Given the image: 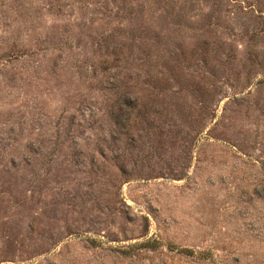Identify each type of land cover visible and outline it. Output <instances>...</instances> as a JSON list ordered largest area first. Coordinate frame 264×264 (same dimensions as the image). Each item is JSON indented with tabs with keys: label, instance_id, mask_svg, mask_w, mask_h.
<instances>
[{
	"label": "rangeland",
	"instance_id": "rangeland-1",
	"mask_svg": "<svg viewBox=\"0 0 264 264\" xmlns=\"http://www.w3.org/2000/svg\"><path fill=\"white\" fill-rule=\"evenodd\" d=\"M0 264H264V0H0Z\"/></svg>",
	"mask_w": 264,
	"mask_h": 264
}]
</instances>
